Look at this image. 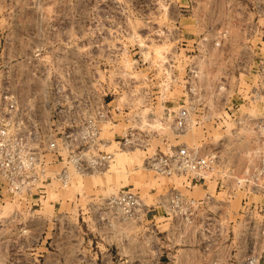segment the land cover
Returning <instances> with one entry per match:
<instances>
[{
	"label": "built area",
	"instance_id": "built-area-1",
	"mask_svg": "<svg viewBox=\"0 0 264 264\" xmlns=\"http://www.w3.org/2000/svg\"><path fill=\"white\" fill-rule=\"evenodd\" d=\"M251 1L253 11L245 14L239 28L248 56L243 60L239 51L233 68L223 69L216 81L204 80L200 67L210 47L216 51L221 48L222 41L228 38V29L218 27L193 36L175 27L160 31L164 40L160 51L154 52L150 44L143 43L132 53L125 49L122 64L112 75L111 63L103 60L51 62L41 87V103L36 104L30 97L21 101L14 92L1 91L0 178L5 192L30 207L35 204L30 197H44L52 181L57 182L58 188H65L72 173L85 175L107 167L112 153L100 148L104 142L99 132L103 123L111 121V110L116 109L110 105L111 95L124 97L123 109L154 117L155 98H164L166 92L180 84L177 104L162 108L175 131L196 127L202 124V117L217 115V106L232 98L228 92L236 94L233 102L240 99L246 105L264 104V46L256 43L250 49V39L264 29V0ZM155 35L153 40L157 41L158 33ZM83 66L86 69L82 70ZM240 74L247 85L243 96L237 91ZM238 105L235 102V107ZM223 111L231 115L228 107ZM248 120L247 127L256 133L249 152L253 165L240 176L230 171L211 175L224 164L215 148L200 152L179 144L145 157L154 173L184 177L180 183L187 189L195 185L206 187L208 181H215L214 195L205 191L196 197L172 188L156 205L162 208L172 235L179 242L193 241L200 253L220 238L232 243L234 253L226 264H264V251L255 249V235L264 240V205L249 198L264 194V111ZM149 134L127 127L116 135V143L118 147L142 148L148 145ZM227 177L235 185L230 189L224 187ZM220 190L225 191L223 199L215 197ZM236 190L243 195L233 221L224 211L225 202L235 196ZM91 211L100 222L120 225L139 222L151 206L145 205L132 189L122 187L100 198ZM254 213L260 216L258 221ZM165 256L167 264H172V255L167 252Z\"/></svg>",
	"mask_w": 264,
	"mask_h": 264
},
{
	"label": "rangeland",
	"instance_id": "rangeland-1",
	"mask_svg": "<svg viewBox=\"0 0 264 264\" xmlns=\"http://www.w3.org/2000/svg\"><path fill=\"white\" fill-rule=\"evenodd\" d=\"M253 6L251 0H0V92L12 91L18 100L30 97L36 104L41 103V87L47 67L53 61L103 60L111 63L112 75L122 64L125 49L132 53L143 43L150 44L154 52L162 50V29L178 27L193 36L210 33L218 27L230 32L240 28ZM156 33L157 41L153 40ZM208 52L200 71L204 80L213 82L224 72L217 66L216 49L210 47ZM243 77L240 74L237 90L242 96L247 87ZM228 93L232 98L217 106L220 110L217 115L202 117L201 125L183 131H175L171 118L162 114L163 106L177 104L181 94L178 83L164 98H155L154 117L123 109L124 97L109 96L110 105L116 109L111 110V121L103 123L99 132L104 142L100 148L112 153L107 167L85 175L72 173L70 184L65 188H58L57 182L52 181L40 205L30 207L8 195L0 178V264H55L53 256H46L45 250L42 251L45 241L41 231H46V220L61 218L64 209L58 208L57 203L52 205L61 191L70 196L76 191L94 192L98 201L119 188L128 187L142 202L150 204L170 189L182 187L180 182L184 177H167L149 169L145 157L154 151L164 152L179 144L195 147L200 152L215 148L224 164L213 171V177L226 171L240 176L250 169L253 157L249 152L256 133L247 127L248 119L260 116L264 104L246 105L239 99L235 100L239 103L235 107L233 99L237 96ZM227 107L231 115L223 111ZM127 127L150 133L148 145L118 147L116 135ZM224 184L229 189L235 186L228 177ZM207 185L213 194L217 188L215 181H208ZM55 189L61 191L55 192ZM199 191L201 195L203 191ZM98 193L101 195L97 196ZM223 195L225 191L220 190L215 197L223 199ZM242 195L236 190L234 198L225 202L229 203V209L236 212ZM249 198L264 205V194ZM65 210L71 216L73 210ZM253 216L255 221L260 219L255 213ZM255 236L256 251H264V240L260 235Z\"/></svg>",
	"mask_w": 264,
	"mask_h": 264
},
{
	"label": "crops",
	"instance_id": "crops-1",
	"mask_svg": "<svg viewBox=\"0 0 264 264\" xmlns=\"http://www.w3.org/2000/svg\"><path fill=\"white\" fill-rule=\"evenodd\" d=\"M244 42L239 29L230 31L228 38L222 41L221 48L216 51L217 66L223 69L233 68L234 63L239 60L236 56L239 51L243 54L241 58L246 60L248 51ZM250 42L251 50L256 47V43L264 46V29L259 36L252 37ZM195 186V189L182 186L178 190L196 197L200 196L199 189L210 192L207 183L206 187ZM57 191L61 190L55 189ZM46 195L47 193L44 197L33 195L30 199L35 202L33 205H38L36 202L40 205L41 199H45ZM100 195L101 193L97 194ZM164 195L155 198V203L146 204L143 201L145 205L151 206V211L139 222L108 225L98 221L96 214L91 211L97 201L94 192L86 194L76 191L70 196L63 195L61 191L57 193V199L52 205L57 203L58 208L62 207L64 211L60 214L61 218L44 222L46 231H41L45 241L42 251L45 250L43 252L46 256L51 254L55 264H167V252L173 257L172 264H226L230 254L234 253V247L223 238L215 240L206 251L200 253L193 241L179 242L172 235L162 208L156 205ZM226 206L228 210L224 212L228 217H233L234 221L236 212L229 209V203ZM66 208L72 209L73 215L70 213V216ZM49 248L53 251H49ZM43 254L41 252V256Z\"/></svg>",
	"mask_w": 264,
	"mask_h": 264
}]
</instances>
